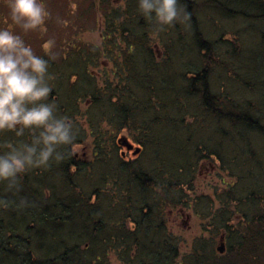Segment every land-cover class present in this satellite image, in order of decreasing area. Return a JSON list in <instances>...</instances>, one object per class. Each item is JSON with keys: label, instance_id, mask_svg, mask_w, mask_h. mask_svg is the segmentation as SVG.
<instances>
[{"label": "trees", "instance_id": "1", "mask_svg": "<svg viewBox=\"0 0 264 264\" xmlns=\"http://www.w3.org/2000/svg\"><path fill=\"white\" fill-rule=\"evenodd\" d=\"M113 1L99 44L35 43L76 138L19 193L0 183V264H264V0H179L187 19L163 26ZM208 159L233 179L195 194ZM178 206L202 226L183 254Z\"/></svg>", "mask_w": 264, "mask_h": 264}, {"label": "clouds", "instance_id": "2", "mask_svg": "<svg viewBox=\"0 0 264 264\" xmlns=\"http://www.w3.org/2000/svg\"><path fill=\"white\" fill-rule=\"evenodd\" d=\"M138 6L161 26L187 19L179 0H138ZM7 8L12 24L24 32L42 29L50 15L43 0H8ZM53 44L48 40L43 47L51 50ZM49 76V61L37 55L21 34L0 27V134H30L26 140L5 142L0 151V183L11 194L20 192L23 174L62 160V148L76 138L72 120L60 115L49 99Z\"/></svg>", "mask_w": 264, "mask_h": 264}, {"label": "rangeland", "instance_id": "3", "mask_svg": "<svg viewBox=\"0 0 264 264\" xmlns=\"http://www.w3.org/2000/svg\"><path fill=\"white\" fill-rule=\"evenodd\" d=\"M43 2L50 13L44 27L24 32L19 26L12 24L8 15V0H0V27H10L13 31L21 34L25 42L32 48L38 46L37 50L44 49L43 45L48 40L54 41L53 48H60L59 51L70 40L77 39L84 45L99 44V29L100 26H103L102 11L107 8L102 0H43ZM123 2L125 0H118L113 1V4H123ZM221 24L228 26V31L234 35L231 30L236 31L237 27L230 28L229 26H233L231 22L219 19L218 25ZM210 25H214V22H211ZM36 42H39L37 46H35ZM101 49L104 51V48ZM94 69L98 70L99 67ZM121 141L126 149L132 152L136 151V147L127 140L125 133H122ZM232 179L233 177L228 175L225 170L219 169L217 161L203 160L195 179L194 192L195 194L210 193L214 186L221 187L225 181ZM181 207L183 206L172 208V210L168 208L164 217L169 230L179 237V249L183 254L192 251L191 246L194 238L202 232V226L200 217L193 209H179ZM219 243L220 239L213 244L215 250H218Z\"/></svg>", "mask_w": 264, "mask_h": 264}, {"label": "water", "instance_id": "4", "mask_svg": "<svg viewBox=\"0 0 264 264\" xmlns=\"http://www.w3.org/2000/svg\"><path fill=\"white\" fill-rule=\"evenodd\" d=\"M220 245H218V251H223V247H224V244H223V242H222V239L220 240V243H219Z\"/></svg>", "mask_w": 264, "mask_h": 264}]
</instances>
